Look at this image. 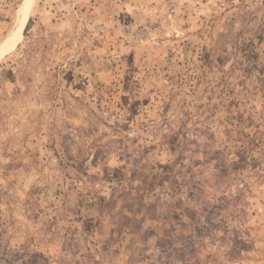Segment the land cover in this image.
<instances>
[{
	"label": "rangeland",
	"instance_id": "374dc122",
	"mask_svg": "<svg viewBox=\"0 0 264 264\" xmlns=\"http://www.w3.org/2000/svg\"><path fill=\"white\" fill-rule=\"evenodd\" d=\"M6 43L0 264H264V0H0Z\"/></svg>",
	"mask_w": 264,
	"mask_h": 264
},
{
	"label": "bare ground",
	"instance_id": "6f19581e",
	"mask_svg": "<svg viewBox=\"0 0 264 264\" xmlns=\"http://www.w3.org/2000/svg\"><path fill=\"white\" fill-rule=\"evenodd\" d=\"M22 10H23V8H22V9H20V11H19V14H18L19 16L21 15V11H22ZM19 24H20V19H19V21H18V24H17V25L19 26ZM6 44H7V43H6ZM8 46H10V44H7V45H5V48H4V50H3V51H1V52H0V54H2V53L5 51V50H7Z\"/></svg>",
	"mask_w": 264,
	"mask_h": 264
}]
</instances>
